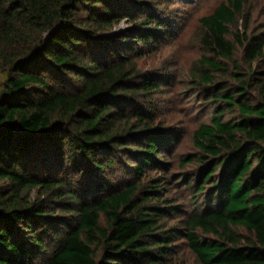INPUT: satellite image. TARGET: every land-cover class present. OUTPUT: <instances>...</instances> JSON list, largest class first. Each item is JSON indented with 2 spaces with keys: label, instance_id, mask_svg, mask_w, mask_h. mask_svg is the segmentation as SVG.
Returning a JSON list of instances; mask_svg holds the SVG:
<instances>
[{
  "label": "trees",
  "instance_id": "obj_1",
  "mask_svg": "<svg viewBox=\"0 0 264 264\" xmlns=\"http://www.w3.org/2000/svg\"><path fill=\"white\" fill-rule=\"evenodd\" d=\"M160 3L0 0V264H167L180 231L150 203L158 181L141 178L173 136L142 111L161 81L137 65L138 44L153 50L164 37L151 10ZM242 11L227 0L201 19L231 64L228 27ZM123 19L132 26L114 33ZM248 45L250 73L230 74L235 82L215 80L228 68L200 59L196 80L215 110L180 163L195 165L189 187L209 200L183 221L201 264H264V69L253 66L264 41ZM114 152L137 160L123 185L106 177ZM87 171L94 184L77 178Z\"/></svg>",
  "mask_w": 264,
  "mask_h": 264
},
{
  "label": "rangeland",
  "instance_id": "obj_2",
  "mask_svg": "<svg viewBox=\"0 0 264 264\" xmlns=\"http://www.w3.org/2000/svg\"><path fill=\"white\" fill-rule=\"evenodd\" d=\"M159 1L161 3L152 6L151 10L164 23L160 29L164 37L153 50H149L141 43L138 44V48L144 49L145 54L139 57L137 65L141 72L157 77L161 81L160 90L149 99L150 103L147 102L151 107L146 106L147 103L143 101L145 98L141 97L142 111L149 112L148 114L154 118L155 129L171 134L173 140L169 145L162 147L158 166L146 168L141 180L148 185L151 180L158 181L160 199L150 203L156 208L160 207L164 212L162 221L166 225L165 229L174 227L180 231L172 243L174 250L167 258V264H201L183 237V221L194 211L202 212L209 200L204 194L194 196L193 189L189 187L191 172L195 165L180 163L182 156L196 152L193 133L201 123L211 119L215 110V102H208L207 91L202 89L196 80L199 77V70L204 67L200 59L207 57L223 63L222 66L228 68L226 73L229 76L238 72L248 76L251 68L246 55L249 40L255 38L257 42L264 41V0H242L243 13L239 14L236 21L228 27L227 40L236 46L233 53L234 64L214 54L205 40L206 29L201 23L204 16L213 14L219 4L227 0ZM131 26L130 22L123 19L115 27L114 33L126 32ZM239 34L244 38L240 37L239 40ZM236 66L239 68H235ZM253 66L255 70H262L264 62L254 60ZM229 76H223V72L213 73L217 81L235 82ZM251 95L255 96V93L252 92ZM226 115L231 116L232 113ZM121 154L112 153L115 162L112 167H108L106 177L110 176L113 182L123 185L133 178L131 170L137 160L128 154L124 156ZM35 171L41 173L37 168ZM92 177V171H87L84 176H77L83 184H94ZM151 189L152 187H147L148 192ZM198 230L202 238L210 236Z\"/></svg>",
  "mask_w": 264,
  "mask_h": 264
}]
</instances>
